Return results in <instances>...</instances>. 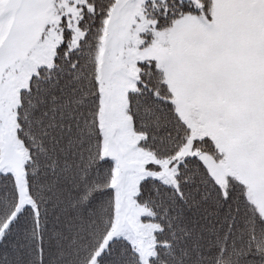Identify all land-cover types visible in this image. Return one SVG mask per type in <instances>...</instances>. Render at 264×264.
<instances>
[{"label": "snow or ice", "instance_id": "6c2138e0", "mask_svg": "<svg viewBox=\"0 0 264 264\" xmlns=\"http://www.w3.org/2000/svg\"><path fill=\"white\" fill-rule=\"evenodd\" d=\"M0 264H264V0H0Z\"/></svg>", "mask_w": 264, "mask_h": 264}]
</instances>
